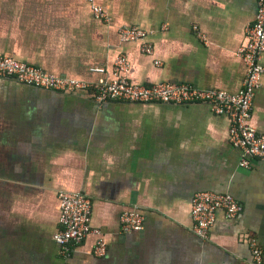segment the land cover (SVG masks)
<instances>
[{
	"label": "crops",
	"instance_id": "1",
	"mask_svg": "<svg viewBox=\"0 0 264 264\" xmlns=\"http://www.w3.org/2000/svg\"><path fill=\"white\" fill-rule=\"evenodd\" d=\"M96 3L110 21L85 0H0V58L91 82L114 79L125 55L137 85L242 89L246 65L236 54L257 0ZM123 27L149 37L125 42ZM250 125L264 133V74ZM230 131L231 118L206 103L101 105L90 92L0 78V264H254L251 240L264 257V163L241 166ZM201 192L230 194L242 206L233 219L220 211L208 240L194 231ZM62 194L90 197L105 256H95V236L62 255L54 242ZM133 210L145 229L123 234L121 216Z\"/></svg>",
	"mask_w": 264,
	"mask_h": 264
},
{
	"label": "built area",
	"instance_id": "2",
	"mask_svg": "<svg viewBox=\"0 0 264 264\" xmlns=\"http://www.w3.org/2000/svg\"><path fill=\"white\" fill-rule=\"evenodd\" d=\"M90 4L94 16L110 21L107 12L96 3V0H85ZM122 40L128 43L147 41L149 33L137 27H123ZM247 44L237 51V58L246 65V76L242 89L236 93L225 90H200L187 84L160 83L156 85H137L130 79L132 65L125 55L115 61V78H101L98 81H82L64 76L48 74L42 69L17 62L8 58H0V78H15L22 84L64 92L77 93L86 91L93 93L101 105L112 101L138 104H194L206 103L218 114L231 118V141L233 146L243 151L245 159L241 166L250 168V158L264 163V133H260L250 125L253 114L256 92L261 86L264 74L262 57L264 55V0H257V11L253 24L246 30ZM143 51L154 54L152 45H145ZM159 64V62H158ZM104 72V68H95ZM60 230L54 236V242L60 247L62 255L69 257L72 248L81 245L90 236L98 238L94 254L103 257L107 254L106 241L101 230L94 229L92 224L93 203L84 194L59 197ZM220 211L228 218L237 217L242 206L230 194L213 192L198 193L193 202L194 231L201 238L208 240L215 226ZM146 218L138 211H127L121 216L120 231L132 234L145 229ZM251 256L254 264H264L263 253L256 240H251Z\"/></svg>",
	"mask_w": 264,
	"mask_h": 264
}]
</instances>
